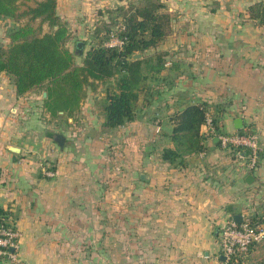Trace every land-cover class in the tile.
Wrapping results in <instances>:
<instances>
[{
    "label": "crops",
    "instance_id": "obj_1",
    "mask_svg": "<svg viewBox=\"0 0 264 264\" xmlns=\"http://www.w3.org/2000/svg\"><path fill=\"white\" fill-rule=\"evenodd\" d=\"M128 1L58 0L57 13L64 22L77 9L102 14ZM160 1L171 31L146 55L163 53L164 68L148 74L124 125H103V83L73 116H52L46 88L18 94L0 73V207L19 232V264H226L221 226L264 214V19L250 11L264 0ZM203 102L217 118L214 131L201 126L203 150L183 165L164 160L176 115ZM238 118L262 148L253 170L218 140L240 130Z\"/></svg>",
    "mask_w": 264,
    "mask_h": 264
},
{
    "label": "trees",
    "instance_id": "obj_2",
    "mask_svg": "<svg viewBox=\"0 0 264 264\" xmlns=\"http://www.w3.org/2000/svg\"><path fill=\"white\" fill-rule=\"evenodd\" d=\"M57 4L58 0H0V18H28L27 24L10 34L8 46L0 45V73L7 72L13 77L18 94L36 87L46 88L45 107L52 116H58L60 111L73 116L89 87L97 89L100 83L114 79L115 82L107 87L101 108L103 125L115 128L132 121L148 74L159 73L164 68L163 53L146 55V51L167 37L173 16L164 10L160 0L119 7L118 12L123 11V15L118 36L124 40L123 48L108 47L104 40L90 47L82 63H77L74 52L65 46L70 33L57 13ZM250 11L251 17L263 20L264 2L252 5ZM104 13L109 16L111 12ZM37 19L41 24L47 23L52 30L38 33L31 25ZM116 27L111 26L109 32ZM137 53L142 57L135 59ZM209 112L208 104L203 102L188 105L176 115L171 136L175 146L164 149V160L183 165L186 155L203 150L204 138L200 129ZM212 119L217 120L214 115ZM9 214L0 207V223L2 217ZM250 219L254 224L263 223L264 214L260 217L252 215ZM257 264H264V261Z\"/></svg>",
    "mask_w": 264,
    "mask_h": 264
},
{
    "label": "built area",
    "instance_id": "obj_3",
    "mask_svg": "<svg viewBox=\"0 0 264 264\" xmlns=\"http://www.w3.org/2000/svg\"><path fill=\"white\" fill-rule=\"evenodd\" d=\"M120 24L111 31L110 38L106 42L108 47L123 48L124 40L118 36ZM212 131L215 130L212 116L207 114L205 123ZM222 147L236 152L240 159L246 160L248 169L257 167L258 159L262 148L256 133L245 130L232 133L217 134ZM44 174L47 177H54L56 170L53 166H45ZM19 232L16 229L15 221L11 216H4L0 223V258L8 259L10 262L19 264V259L11 248L18 247ZM264 240V222L252 223L250 216L242 217V222H237L234 217L229 218L219 230V256H225L226 264H243L252 248Z\"/></svg>",
    "mask_w": 264,
    "mask_h": 264
},
{
    "label": "rangeland",
    "instance_id": "obj_4",
    "mask_svg": "<svg viewBox=\"0 0 264 264\" xmlns=\"http://www.w3.org/2000/svg\"><path fill=\"white\" fill-rule=\"evenodd\" d=\"M134 1L137 2L138 0L128 1L127 4H129L130 6ZM30 4L34 5V2H30ZM24 8L25 6H22V9ZM95 9L94 10L96 12H94V10H91V12H88L87 14H85V10H83L82 12L81 10L77 9L71 20H66L64 18L66 21V23L64 21V24L66 25L68 32L70 33L69 38L65 42V46L68 47V44H70V47L75 54V60L77 63H82L86 52L90 49V47L97 46L104 40V42H107L109 40L110 36L107 39V35L108 33H110L109 30L111 26L116 27L121 20L120 17L123 15V11L118 12L119 9H112L110 10L111 13L109 15L111 17L107 21V18L109 16H107L106 13H98L97 7ZM88 16L91 18L89 20L91 22L86 21ZM27 22L28 18L16 19L9 17L0 19V45L4 46L6 44L8 46L11 41L10 34L19 27L27 24ZM31 25L35 30H37L38 33L49 32L52 30V28L47 23L41 24L40 19L31 22ZM39 28H41L42 31ZM79 41H83L86 43L83 55H79L76 50V46ZM111 82L114 83L115 80L110 79L107 82L103 83V88H105V86H110ZM246 261H248L249 264H257L260 261H264V240L261 243L256 244L252 248Z\"/></svg>",
    "mask_w": 264,
    "mask_h": 264
},
{
    "label": "water",
    "instance_id": "obj_5",
    "mask_svg": "<svg viewBox=\"0 0 264 264\" xmlns=\"http://www.w3.org/2000/svg\"><path fill=\"white\" fill-rule=\"evenodd\" d=\"M84 49H85V43L83 41H79L77 43V46H76L77 53L79 55H83ZM141 56L142 55L140 53H137V54L134 55V58L137 59V58H140ZM235 126H236L237 129L242 128L243 127V119L242 118H238L235 121ZM56 141L58 142V144H60V146H63L64 142H65V137L62 134H57L56 135ZM14 148H13V150L16 151V149H14ZM250 177H252V176L251 175L249 176L248 181H250ZM234 219L237 222H242V217L241 216H235ZM14 250H15L14 248H11V252H14ZM222 259L225 260V256H222Z\"/></svg>",
    "mask_w": 264,
    "mask_h": 264
}]
</instances>
